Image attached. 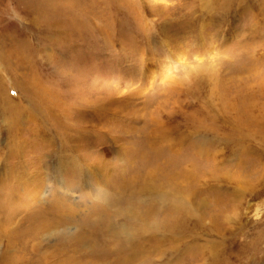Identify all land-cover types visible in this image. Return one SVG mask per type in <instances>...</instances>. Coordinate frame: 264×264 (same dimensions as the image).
Masks as SVG:
<instances>
[{
	"label": "rangeland",
	"instance_id": "374dc122",
	"mask_svg": "<svg viewBox=\"0 0 264 264\" xmlns=\"http://www.w3.org/2000/svg\"><path fill=\"white\" fill-rule=\"evenodd\" d=\"M212 257L264 264V0H0V264Z\"/></svg>",
	"mask_w": 264,
	"mask_h": 264
},
{
	"label": "bare ground",
	"instance_id": "6f19581e",
	"mask_svg": "<svg viewBox=\"0 0 264 264\" xmlns=\"http://www.w3.org/2000/svg\"><path fill=\"white\" fill-rule=\"evenodd\" d=\"M143 187V186H142ZM149 189V188H148ZM142 190V189H141ZM148 191V190H147ZM174 195H173V197H172V204H173V208H172V210H173V212H172V215L174 216V217H176L177 218V220H183V219H185V220H187V219H190V217L192 216V209L191 208H188V206H187V204H186V202L187 201H185V198H184V195L183 194H181L180 192H175L174 191ZM189 201V200H188ZM169 203V202H168ZM190 205V204H189ZM192 205V204H191ZM190 207V206H189ZM194 210V209H193ZM195 212V211H194ZM170 215V214H169ZM194 215V214H193ZM171 216V215H170ZM172 216V217H173ZM169 217V216H168ZM108 219V218H107ZM146 221V220H145ZM174 222H176V221H174ZM184 222V221H183ZM182 222V223H183ZM177 223V222H176ZM180 223V222H179ZM184 224H185V222H184ZM190 224V223H189ZM146 226H149V225H147V224H145ZM176 225V224H175ZM178 225V224H177ZM176 225V226H177ZM184 226V225H183ZM182 226V227H183ZM150 227V226H149ZM148 227V228H149ZM151 228V227H150ZM153 228V227H152ZM180 228H181V226H180ZM145 229V228H144ZM179 229V228H178ZM173 230V229H172ZM180 230V229H179ZM124 231V230H123ZM127 231V230H126ZM127 233L128 232H126V233H124V234H122L121 235V237H125V236H128L127 235ZM182 235V234H181ZM119 245V244H118ZM211 258V257H210ZM212 264H219L218 262H217V260L214 258V257H212Z\"/></svg>",
	"mask_w": 264,
	"mask_h": 264
}]
</instances>
